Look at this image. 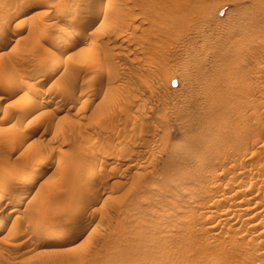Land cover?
<instances>
[{
	"label": "rangeland",
	"instance_id": "obj_1",
	"mask_svg": "<svg viewBox=\"0 0 264 264\" xmlns=\"http://www.w3.org/2000/svg\"><path fill=\"white\" fill-rule=\"evenodd\" d=\"M17 1H0V264H264V0H96L75 46L88 0Z\"/></svg>",
	"mask_w": 264,
	"mask_h": 264
},
{
	"label": "bare ground",
	"instance_id": "obj_2",
	"mask_svg": "<svg viewBox=\"0 0 264 264\" xmlns=\"http://www.w3.org/2000/svg\"><path fill=\"white\" fill-rule=\"evenodd\" d=\"M1 1V0H0ZM6 1V0H5ZM17 1V0H16ZM67 1V0H66ZM83 1V0H82ZM81 1V2H82ZM87 1V0H86ZM86 1H85V4H86ZM99 1H102V0H99ZM10 2V1H9ZM13 2V4H15L14 3V1H12ZM18 2V1H17ZM80 2V1H79ZM80 2V3H81ZM7 3H8V1H7ZM68 3V2H67ZM83 3V2H82ZM102 3V2H101ZM9 4V3H8ZM18 4V3H17ZM63 4H66V3H64L63 2ZM2 5V4H1ZM4 5H6V4H4ZM88 7H90L89 9H91V10H86L87 9V6H86V9L84 10L83 9V11L81 10V11H77L76 13H75V16L73 17V20H72V22L74 23V25H75V28H74V30H69L70 31V33L72 34V36H71V38L73 39V40H71L72 42H69L70 44V46H75V43L77 42V43H79L81 40H82V34H83V32L88 28V27H90V26H92V25H94L95 23H96V21L98 20V17H100L99 16V14H100V12H101V7H100V4H98V1H96V0H88ZM102 5V4H101ZM10 6V5H9ZM13 6V5H12ZM11 6V7H12ZM19 6V5H18ZM85 6V5H84ZM62 7H63V5H62ZM4 8V7H3ZM83 8V7H82ZM9 9H10V7H9ZM8 10V9H7ZM62 10V9H61ZM1 11V10H0ZM17 11V10H16ZM64 11V10H63ZM4 12V11H3ZM6 12V11H5ZM9 12V11H8ZM11 12H13V11H11ZM22 12V11H21ZM60 12V11H59ZM4 14V13H3ZM61 14V13H60ZM62 14H63V12H62ZM65 14V13H64ZM12 15V14H11ZM11 15H10V17H11ZM58 15V14H57ZM68 15V14H67ZM17 16V15H16ZM63 16V15H62ZM3 17V16H2ZM8 18V17H7ZM4 19V20H8V19ZM3 20V21H4ZM9 21V20H8ZM55 22V21H54ZM71 22V23H72ZM8 24V22H5V23H3V24ZM11 22L9 21V24H10ZM55 24H56V22H55ZM6 26V25H5ZM4 26V27H5ZM58 26V25H57ZM67 26V25H66ZM3 26H2V29L0 30V35H3L4 34V32L5 31H7L6 30V27L4 28ZM80 27V28H79ZM1 28V27H0ZM4 28V29H3ZM20 30V29H19ZM54 30H55V28H54ZM65 30H67V29H65ZM46 31V30H45ZM68 31V30H67ZM68 31V32H69ZM58 33V32H57ZM81 33V34H80ZM8 35V34H7ZM6 35V36H7ZM10 35V34H9ZM76 35H78V37H75ZM80 35V36H79ZM5 35H3V38H5L4 37ZM48 36V35H47ZM57 36V35H56ZM59 36V35H58ZM24 37V36H23ZM41 37V36H40ZM2 38V37H1ZM0 38V39H1ZM45 38V37H44ZM55 38H57V37H55ZM12 38L9 36V38H5V39H2V41H1V43H3V46L4 45H8L9 44V42H10V40H11ZM47 39V38H46ZM60 39V38H59ZM29 41L31 40V39H28ZM40 40H42V39H40ZM44 41H45V39H43ZM42 40V41H43ZM58 41V40H57ZM39 43H41L40 41H38ZM37 42V43H38ZM0 43V44H1ZM43 43V42H42ZM77 43H76V45H77ZM53 44V43H52ZM2 46V45H1ZM2 46V47H3ZM62 46H64V45H62ZM43 47V46H42ZM48 48V47H47ZM59 48V47H58ZM68 48H71V47H69L68 46ZM73 48V47H72ZM28 49H30L29 47H28ZM41 49V48H40ZM43 49V48H42ZM49 49V48H48ZM29 51V50H28ZM39 51V50H38ZM67 51H69V49L67 50ZM26 52H27V49H26ZM61 53V52H60ZM64 53V52H63ZM63 59V58H62ZM43 62V61H42ZM46 62V61H45ZM54 67V66H53ZM112 71V70H111ZM111 71H109V72H111ZM28 72V71H27ZM50 72V71H49ZM108 72V73H109ZM51 73V72H50ZM52 74V73H51ZM111 74V73H110ZM29 75V74H28ZM47 76H48V74H47ZM111 75H108L106 78L108 79H110L111 77H110ZM46 77V76H45ZM42 78V77H41ZM108 79V80H109ZM43 82V81H42ZM13 89V88H12ZM18 89V88H17ZM16 89V90H17ZM14 92H15V90H14ZM38 94V93H37ZM37 96H39V95H37ZM4 97V96H3ZM36 96H34V98H35ZM34 98H32V99H34ZM37 98V97H36ZM38 100H39V98H37ZM36 99V101L38 102V100ZM30 102H32L30 105H29V108L31 109V107H34L35 105H37L38 103V105H39V107H40V102H38V103H36L35 102V100H32V101H30ZM41 105H42V103H41ZM36 107H38V106H36ZM36 109V108H35ZM35 109H33V110H35ZM29 109H27V111H28ZM4 111V110H3ZM26 111V109H25V113L27 112ZM31 111V110H30ZM22 113H24V112H22ZM6 114V113H5ZM4 115V114H3ZM3 115L1 116L2 118H3ZM7 117H8V115H6ZM23 116V115H22ZM27 133V132H26ZM88 137H90V136H88ZM25 140V137L23 138V141ZM87 140V139H86ZM23 141L21 140L20 142H18V146H22L23 144H25V143H23ZM25 142V141H24ZM63 154H64V152H62ZM112 154V153H111ZM57 155V154H56ZM65 155L67 156L68 154H66L65 153ZM69 156V155H68ZM67 156V157H68ZM109 156V155H108ZM85 157V156H84ZM88 157V156H87ZM87 157H85V159L87 158ZM110 157H112V156H110ZM70 158V157H69ZM67 159V158H66ZM62 156H53L51 159H50V165L51 164H54V163H59V162H62ZM67 160H69V159H67ZM67 160H64V161H67ZM73 161H75L76 162V160L75 159H72ZM72 160L70 159L69 161H71L72 162ZM81 160V159H80ZM35 162V161H34ZM37 162V161H36ZM39 162V161H38ZM37 162V163H38ZM109 162V161H108ZM112 162V161H111ZM79 163V162H78ZM39 164H40V162H39ZM44 164V163H43ZM107 164H109V163H107ZM106 163L104 164V165H107ZM34 165V164H33ZM32 165V166H33ZM49 165V166H50ZM112 167H113V165L112 164H110ZM36 166V165H35ZM44 166V165H43ZM85 166L87 167V165L85 164ZM30 167V166H29ZM45 167V166H44ZM30 169H32V168H30ZM34 169H37L36 167L34 168ZM33 170V169H32ZM38 171V170H37ZM41 171V170H40ZM43 171V170H42ZM96 171H99V170H96ZM44 173V172H43ZM94 174L96 173L95 171L93 172ZM33 174H34V172H33ZM40 174V173H39ZM31 175V174H30ZM35 175V174H34ZM40 175H42V174H40ZM96 175V174H95ZM99 175H101L100 173H99ZM37 176H38V174H37ZM94 176V175H93ZM98 176V175H97ZM39 177V176H38ZM102 176H100V178H101ZM7 178V177H6ZM95 178V177H94ZM97 178V177H96ZM95 178V179H96ZM5 178H3L2 180L3 181H6V180H4ZM86 180L87 179V177H84L82 180ZM90 179H93V178H90ZM95 179H93V180H95ZM99 179V178H98ZM97 179V180H98ZM8 180V179H7ZM16 180V179H15ZM32 180H33V178H32ZM87 180H89V179H87ZM93 180L91 181L92 183H94L93 182ZM96 180V181H97ZM18 181L20 182V184L21 183H27L28 185L30 184V183H32L31 182V180H30V178L28 179V178H22V179H18ZM34 181V180H33ZM18 182V183H19ZM4 183V182H3ZM7 183V182H6ZM9 183H11V181H9ZM9 183H7V185H5V190H7V192L8 191H11L12 190V188L14 187V185H9ZM91 183V184H92ZM2 184V183H1ZM11 184H13V183H11ZM19 184V185H20ZM18 185V184H17ZM3 186V185H2ZM4 187V186H3ZM21 187V186H20ZM24 187V186H23ZM30 187V186H29ZM247 187V186H246ZM15 188H16V186H15ZM251 189V188H250ZM1 190H3V192H5V190L4 189H1ZM78 190V189H77ZM242 190V189H241ZM240 189H239V191H241ZM14 191H17V190H14ZM14 191H11V194H9V192H8V194H7V196L8 195H11V196H17L16 194L18 193H16V194H14V195H12V192L14 193ZM79 191V190H78ZM77 191V192H78ZM248 191V187L247 188H245L244 190H243V193L245 194L246 192ZM251 191V190H250ZM7 192H5V193H7ZM20 192H22L21 190H20ZM76 192V193H77ZM23 193V192H22ZM75 193V194H76ZM78 193H80V191L78 192ZM233 193V192H232ZM24 194V193H23ZM81 194V193H80ZM80 194H78L79 196H80ZM83 194V193H82ZM236 194V193H235ZM27 195V194H26ZM77 195V194H76ZM11 196H9L10 197V200H11ZM82 196V195H81ZM253 196V195H252ZM2 197V196H1ZM1 197H0V199H1ZM23 197H25L24 195L22 196V195H20V196H18V198H20L21 200H23ZM90 197H92L91 195H90ZM90 197H88V198H90ZM221 197H223V196H221ZM4 198V197H3ZM2 198V199H3ZM6 198V197H5ZM15 198V197H14ZM14 198H12V199H14ZM18 198H17V201H18ZM1 199V200H2ZM91 199V198H90ZM90 199H88V200H90ZM226 200V201H228V199L226 198V197H224V198H221V201H223V200ZM230 199V198H229ZM0 200V201H1ZM232 200V199H231ZM238 200V199H237ZM236 200V201H237ZM241 200H242V198H241ZM7 201V200H6ZM9 201V200H8ZM53 201H55V200H53ZM63 201H64V199H63ZM239 201V200H238ZM259 201V200H258ZM5 202V201H4ZM14 202V201H13ZM19 202H20V200H19ZM19 202L17 203L18 205H20L19 204ZM47 202V201H46ZM57 202H59V201H57ZM218 202H220L219 200H218ZM1 203V202H0ZM12 203V202H11ZM232 203V202H231ZM244 203V202H243ZM256 203V202H255ZM260 203V202H259ZM5 204H6V202H5ZM23 204V203H22ZM62 204V203H61ZM227 204V203H226ZM237 204V203H236ZM251 204V203H250ZM257 204V203H256ZM12 205V204H11ZM14 205H16V204H14ZM66 205V204H65ZM229 205V204H228ZM24 206V205H23ZM41 206H42V210H41V212H40V217H43V218H45V217H47V212L45 211V209H44V201H42L41 202ZM224 206V205H223ZM256 206V205H255ZM2 207V210L4 211V210H7L9 207H7L6 205H2L1 206ZM15 207V206H14ZM58 207H59V204H58ZM58 207H55V208H57L58 209ZM62 207H64L63 206V204H62ZM65 207H68V206H65ZM222 207V206H221ZM242 207V206H241ZM251 207V206H250ZM12 208V207H11ZM16 208V207H15ZM224 208V207H223ZM247 208V207H246ZM256 208H257V206H256ZM1 210V211H2ZM10 210V209H9ZM12 210H13V208H12ZM15 210H18V207L15 209ZM14 210V211H15ZM19 210H20V208H19ZM18 210V211H19ZM55 210V209H54ZM241 210V209H240ZM60 211H63V210H57V211H55L54 213H53V215H58V214H60ZM245 211V210H244ZM250 211V210H249ZM5 212V211H4ZM7 212H9V211H7ZM16 212V211H15ZM65 212V210L63 211V213ZM257 212V211H256ZM223 213V212H222ZM228 213V212H227ZM243 213V212H242ZM241 213V214H242ZM235 214V213H234ZM260 214V213H259ZM5 215H8V214H5ZM4 215V216H5ZM61 215H62V212H61ZM252 215V214H251ZM1 216V215H0ZM2 216H3V214H2ZM11 216V215H10ZM58 216H60V215H58ZM232 216V215H231ZM6 217V216H5ZM8 217V216H7ZM56 217V216H55ZM252 217H253V215H252ZM259 217V216H258ZM2 218V217H1ZM51 218V217H50ZM230 218V217H229ZM228 218V219H229ZM255 218V217H254ZM5 219V218H4ZM8 219V218H7ZM49 219V218H48ZM52 219V218H51ZM57 219V218H56ZM244 219H246V218H244ZM52 221V220H51ZM55 221V220H54ZM88 221H91V220H88ZM234 221V220H233ZM236 222V221H235ZM6 223V222H5ZM90 223V222H89ZM49 225H51L50 223H49ZM88 225V224H87ZM252 225V224H251ZM255 225V224H254ZM4 226V222H3V220H0V229L2 228ZM55 226V225H54ZM257 226V225H256ZM263 226V225H262ZM86 227H88V226H86ZM252 227V226H251ZM255 227V226H254ZM84 228H85V226H84ZM87 229V228H86ZM263 230V229H262ZM1 231V230H0ZM82 231H83V227L80 229V227L79 228H77L76 230H74L73 232L72 231H70V232H72L71 233V235H66L61 241L62 242H66V241H68V239L70 238V237H75L76 236V238H77V236L78 235H80V234H82ZM84 231H86L85 229H84ZM84 231H83V233H84ZM259 231V230H258ZM69 233V232H68ZM70 234V233H69ZM257 234V233H256ZM258 234H260V233H258ZM262 234H263V232H262ZM80 237V236H79ZM259 237V236H258ZM75 238V239H76ZM74 239V238H73ZM264 242V241H263ZM264 244V243H263ZM263 255V254H262Z\"/></svg>",
	"mask_w": 264,
	"mask_h": 264
}]
</instances>
